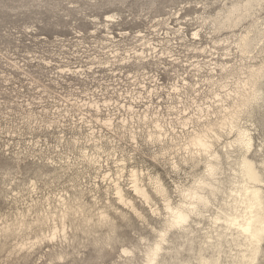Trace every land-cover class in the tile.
Here are the masks:
<instances>
[{
	"label": "rangeland",
	"instance_id": "obj_1",
	"mask_svg": "<svg viewBox=\"0 0 264 264\" xmlns=\"http://www.w3.org/2000/svg\"><path fill=\"white\" fill-rule=\"evenodd\" d=\"M233 1L0 0V264H145L164 227V200L151 191L155 214L129 191L140 216L119 201L115 183L129 188L132 168L151 172L178 202L173 180L187 175L172 171V155L144 132L134 140L143 127L137 117L167 112L171 85L203 82L213 62L261 61L264 51L242 57L224 40L232 31L210 23ZM260 8L235 33L253 21L264 27V2ZM142 52L149 60L140 61ZM152 52L165 54L155 64ZM255 111L252 155L261 161L264 103ZM206 222L191 223L192 241L172 234L159 264L198 263Z\"/></svg>",
	"mask_w": 264,
	"mask_h": 264
},
{
	"label": "bare ground",
	"instance_id": "obj_2",
	"mask_svg": "<svg viewBox=\"0 0 264 264\" xmlns=\"http://www.w3.org/2000/svg\"><path fill=\"white\" fill-rule=\"evenodd\" d=\"M263 2L235 0L209 17L214 31H232L233 35L224 40L234 44L242 57L257 58L255 52L264 51V46L258 48L264 39L262 23L253 21L245 32L235 33V29L252 15L256 7H262ZM193 36L199 38L200 30ZM227 52V55L232 52L230 47ZM144 54L142 52L140 61L149 60ZM164 54L152 52L151 59L156 64ZM196 67L198 72L204 68L200 63ZM208 70L210 73L201 78L203 82L191 83L185 78L183 82L179 79L172 82L167 94L170 100L168 111H160L161 108L144 111L137 117L143 127L139 125V131H133L136 142L144 132L147 142L160 145L163 156L172 155V171L176 174L184 171L187 175L182 182L173 180L175 192L180 196L178 202L173 201L160 175L145 173L141 169L130 170L129 188H124L120 181L114 186L119 201L140 216L142 213L127 196L129 191L142 197L155 214H161V211L152 192L164 200V227L159 238L144 252L145 264L150 261L159 264L165 245L170 243L176 231H180V237L194 240L196 236L190 237L189 233L194 232L191 223L195 218L207 221V227L203 228L205 232L200 234L203 244L196 254V264H256L264 252V159L259 161L252 155L255 149L252 118L256 106L264 103V56L259 63H248L247 67L217 61L210 64ZM157 90L152 89L150 94L158 93ZM108 121L111 123V118ZM201 142L210 147H200ZM120 162L123 164L125 160ZM183 165H190L192 170L187 172ZM210 169L214 170L213 174H209ZM181 218L186 222L176 227L171 225L172 220ZM157 245L159 252L152 256ZM209 249L211 253L207 252ZM123 252L128 254L131 251L125 248ZM188 264L191 263L188 261Z\"/></svg>",
	"mask_w": 264,
	"mask_h": 264
},
{
	"label": "snow or ice",
	"instance_id": "obj_3",
	"mask_svg": "<svg viewBox=\"0 0 264 264\" xmlns=\"http://www.w3.org/2000/svg\"><path fill=\"white\" fill-rule=\"evenodd\" d=\"M200 147L207 149V148H209L210 146L207 145L206 143L201 142V143H200ZM213 173H214V170L210 169V170H209V174H213ZM183 222H186L183 218H181L180 220H172V221H171V225H172L173 227H176V226H180V224L183 223ZM161 235H163V234H161ZM158 252H159V246L157 245V247L153 250L152 256H155V254H157ZM126 254H127V253H126ZM150 264H152L151 261H150Z\"/></svg>",
	"mask_w": 264,
	"mask_h": 264
}]
</instances>
